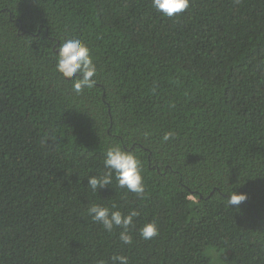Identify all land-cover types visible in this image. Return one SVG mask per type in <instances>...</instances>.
<instances>
[{
  "label": "trees",
  "instance_id": "1",
  "mask_svg": "<svg viewBox=\"0 0 264 264\" xmlns=\"http://www.w3.org/2000/svg\"><path fill=\"white\" fill-rule=\"evenodd\" d=\"M75 38L97 67L80 94L55 71ZM115 144L141 160L145 198L114 177L87 188ZM231 189L247 200L228 207ZM92 204L137 210L133 243ZM207 247L264 264V0H190L173 18L151 0H0V264H207Z\"/></svg>",
  "mask_w": 264,
  "mask_h": 264
},
{
  "label": "clouds",
  "instance_id": "2",
  "mask_svg": "<svg viewBox=\"0 0 264 264\" xmlns=\"http://www.w3.org/2000/svg\"><path fill=\"white\" fill-rule=\"evenodd\" d=\"M151 5L163 16L173 18L189 8L190 0H151ZM55 71L72 83L76 94H80L86 88L91 89L96 84L94 79L97 75L96 63L89 47L80 38L65 39L59 43L56 49ZM141 135L148 138L151 133L145 130ZM174 135V132L168 131L162 137V141L167 142ZM103 164L107 171L102 176H87V188L95 192L98 188L112 185L114 177L120 188L136 194L139 199L145 198L146 187L142 174V162L134 152L126 150L120 144L111 145L104 152ZM223 194H226L224 200L228 207L238 206L248 198L246 193H237L232 189ZM87 213L93 222L100 224L108 233H112L114 229H120L119 240L122 244L133 243L131 230L135 227L134 218L139 216L137 210L123 213L116 209L115 204L111 208L102 204H92L87 208ZM139 234L146 241L153 239L159 234L157 222L152 220L144 223L139 229ZM98 264H105V261L100 260ZM111 264H129L128 257L122 254L113 255Z\"/></svg>",
  "mask_w": 264,
  "mask_h": 264
},
{
  "label": "rangeland",
  "instance_id": "3",
  "mask_svg": "<svg viewBox=\"0 0 264 264\" xmlns=\"http://www.w3.org/2000/svg\"><path fill=\"white\" fill-rule=\"evenodd\" d=\"M205 257H206L207 264H225L220 261V259L218 258V255L215 253V251L211 247H207L205 251Z\"/></svg>",
  "mask_w": 264,
  "mask_h": 264
}]
</instances>
